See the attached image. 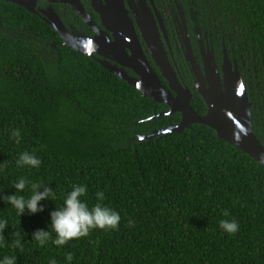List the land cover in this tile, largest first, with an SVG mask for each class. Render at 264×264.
<instances>
[{
    "label": "trees",
    "instance_id": "16d2710c",
    "mask_svg": "<svg viewBox=\"0 0 264 264\" xmlns=\"http://www.w3.org/2000/svg\"><path fill=\"white\" fill-rule=\"evenodd\" d=\"M179 1L226 42L246 81H258L264 93V0ZM194 108L205 115L201 98ZM166 109L65 46L38 16L0 1V194H13L20 176L55 191L44 212L21 219L0 198L5 236L27 233L22 252L0 247V256L15 251L18 264L53 257L65 264L68 253L72 264H264V166L202 124L141 142L139 135L180 123L179 114L153 119ZM11 129L21 130L20 144ZM25 150L41 159L39 169L16 167ZM74 183L88 185L90 207L96 192L105 193L122 217L119 229L40 248L32 233L49 230L50 213ZM224 219H235L239 231L225 233Z\"/></svg>",
    "mask_w": 264,
    "mask_h": 264
},
{
    "label": "water",
    "instance_id": "95a60500",
    "mask_svg": "<svg viewBox=\"0 0 264 264\" xmlns=\"http://www.w3.org/2000/svg\"><path fill=\"white\" fill-rule=\"evenodd\" d=\"M4 1L19 5L32 14L40 15L37 11L38 0ZM48 1L71 5L73 10L96 30L94 37L71 32L53 9L43 12L46 17L45 21L61 36L65 46L95 59L114 76L140 91L144 97L169 106L168 112L156 115L153 119L173 116L176 113L182 115V121L178 125L157 129L148 135H139L138 139L141 142L153 141L155 138L173 133H182L195 124H202L213 129L219 139L232 144L264 166V146L253 131L252 105L243 78L237 70H232L228 61L225 62L224 80L222 81L217 69H211L214 56L204 57L207 76L201 71L193 57L188 58L193 63L194 73L199 80L201 96L208 107L207 113L200 116L192 108V95H185L187 91L181 86L176 74L167 64V60H162L160 57L159 51L163 52L162 44L158 48L154 37V28L144 13L140 14L143 15V21H140V16L136 13L138 25L152 50L155 62L162 69L163 76L170 82L171 88L179 93L177 97L171 95L161 84L150 66L122 0H106L107 5L102 3L100 6H96L97 11L102 15L104 26L113 34L114 42L108 38L104 31L97 29L93 24L81 0ZM127 50L131 51V55H128ZM127 70L133 71L135 76H131ZM206 82H210V88L201 86V83Z\"/></svg>",
    "mask_w": 264,
    "mask_h": 264
},
{
    "label": "flooded vegetation",
    "instance_id": "af4514ba",
    "mask_svg": "<svg viewBox=\"0 0 264 264\" xmlns=\"http://www.w3.org/2000/svg\"><path fill=\"white\" fill-rule=\"evenodd\" d=\"M0 1L7 2L4 0ZM122 1L125 9L128 12L129 18L133 22L135 32L143 52L148 59L150 66L158 76L161 84L174 97L179 95V93L171 88L170 82L162 74V69L155 62L151 52L152 50L148 46L147 41L144 39L142 31L138 25L136 13L140 16V21H143V15L140 14L144 13L149 22L152 24L155 32L154 37L156 43L158 44V48L161 46V44L163 48V52L160 50L159 55L162 60H167V64L176 74L181 86L187 91L185 92V95H192L191 105L196 113L197 111L194 108V104L199 100V98L203 100L206 106V113L208 111V107L205 100L201 96L202 94L199 88V80L194 73V66L193 63L189 61V57L194 58L196 64L200 66V69L205 76H207V68L204 57H210V55L214 56L211 69H217L218 73L221 75L222 81L224 80V67L226 61H228L229 66L233 71L237 70L241 74L245 88L247 90L249 101L252 105L251 116L253 131H256V133L254 131L255 135L264 146V93L261 92L258 81H256L254 84L246 81L244 70L245 65L239 62V60L233 54V50L227 46L226 42L223 41L220 43L219 37L212 31L207 30L202 22H200V19L197 16L198 14L192 8L180 3L179 0ZM81 3L84 6L86 12L90 15L92 22L97 27V29L104 31L108 38L114 42L115 38L113 34L106 29L103 24L102 15L96 9V6H100L102 3L107 5L106 0H81ZM51 9H53L58 14L65 26L71 32L83 34L88 37H94L96 35V30L87 24L85 19L75 12L72 6L69 4L60 2L52 3L48 0H38L37 11L40 13V15L36 16L45 21L44 18L46 17L43 15V12L49 11ZM126 52L128 55H131L130 50H127ZM127 71L131 76H135L133 71ZM254 80H258V77H256ZM201 86L210 88L211 85L210 82H206L201 83ZM160 105H163L167 108L161 113L168 112L170 110L167 104ZM177 114L181 116V122L182 115L180 113H176L175 115Z\"/></svg>",
    "mask_w": 264,
    "mask_h": 264
},
{
    "label": "clouds",
    "instance_id": "9594fccd",
    "mask_svg": "<svg viewBox=\"0 0 264 264\" xmlns=\"http://www.w3.org/2000/svg\"><path fill=\"white\" fill-rule=\"evenodd\" d=\"M10 138L20 144L23 140L20 129L9 130ZM42 161L35 152L25 150L21 152L15 160L17 168L22 169H39ZM2 170V169H0ZM71 190L66 192L63 204L56 207L55 211L50 213L51 223L49 230L39 229L32 233V240L44 248L49 241L56 247H63L70 241L86 238L93 230H118L121 224V215L118 211L104 203L106 196L103 191L95 194L97 203L89 206L87 202L88 185L74 183L70 185ZM14 193L4 196L0 194L6 205L15 209L20 219L25 214L36 215L45 211L42 204L44 201H55V191L43 183L29 179L27 176H20L14 183ZM225 216L230 213L225 211ZM132 222H129L131 226ZM219 227L227 234L234 235L239 231L240 225L235 219H224L220 221ZM10 228L8 219H0V247H11L23 251L25 236L15 229L11 241L5 236V232ZM24 231V230H23ZM55 238L52 239V233ZM18 255L16 252L0 256V264H18ZM65 264H72L74 255L68 253L65 257ZM49 264H57V260L50 258Z\"/></svg>",
    "mask_w": 264,
    "mask_h": 264
}]
</instances>
